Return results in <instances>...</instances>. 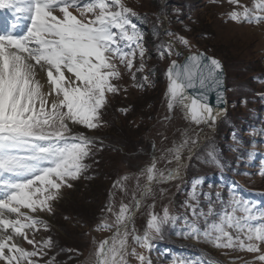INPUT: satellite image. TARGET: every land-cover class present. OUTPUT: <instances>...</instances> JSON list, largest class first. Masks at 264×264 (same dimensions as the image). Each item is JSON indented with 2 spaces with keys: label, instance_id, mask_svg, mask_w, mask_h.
I'll return each mask as SVG.
<instances>
[{
  "label": "snow or ice",
  "instance_id": "obj_1",
  "mask_svg": "<svg viewBox=\"0 0 264 264\" xmlns=\"http://www.w3.org/2000/svg\"><path fill=\"white\" fill-rule=\"evenodd\" d=\"M227 3L234 6L227 14L232 22L264 24V0H253L251 7L241 0ZM0 10L13 17L0 35V264H41L55 244L51 237L36 240L41 228L50 230L40 214L53 215L63 189L73 188V182L82 177L91 178L86 175L91 168L88 161H95L103 150L102 139L76 129L94 132L107 126L106 108L111 96L121 92L117 82L125 74L130 75L134 87L153 86L154 72L145 60L144 32L135 22L146 16L141 17L125 0H0ZM25 25V34L16 38L14 34ZM178 40L190 52L182 63L170 59L180 55L170 42L158 46L159 58L170 59L165 73L167 108L169 112L181 110L190 123L214 128L228 110L221 106L227 104L222 62L192 52L187 38L179 36ZM137 72L145 73L141 81H137ZM211 93L217 97L215 105L210 103ZM120 111L126 114L127 109ZM195 146L198 139L185 132L165 155L157 158L153 152L151 163L135 176L133 204L121 202L116 210L110 193L104 211L114 219L109 222L107 215L102 216L95 230L111 235L93 240L95 250L86 264H130V258L151 264L150 257L138 249L150 252L166 227L175 226L181 217L165 206L161 213L151 212L143 231L138 232L135 212L143 200L154 198L155 185L183 181V154L187 151L191 160ZM197 159L224 168L213 146ZM160 160L175 166L160 168ZM130 179L121 177L113 188L127 195ZM203 183L200 177L191 182L192 202H186L185 207L192 219L183 218L185 227L180 235L218 250L256 254L245 264H264V208L234 191L221 212L217 213L211 202L205 212L198 195ZM25 242L31 250L23 246ZM55 259L53 256L45 264H54Z\"/></svg>",
  "mask_w": 264,
  "mask_h": 264
},
{
  "label": "rangeland",
  "instance_id": "obj_2",
  "mask_svg": "<svg viewBox=\"0 0 264 264\" xmlns=\"http://www.w3.org/2000/svg\"><path fill=\"white\" fill-rule=\"evenodd\" d=\"M125 2L128 7L139 12L141 17L146 16V19L141 18L143 25L138 23V26L144 32V46L147 49L146 63L153 65L154 75L151 76L153 86H146L143 89L134 87L130 75L125 74L123 79L117 82L122 86L121 92L111 96V103L106 108L104 120L107 121V126L94 132L83 128L76 129L102 139L106 145H103L105 148L97 153L95 161L89 160L92 161L89 163L91 168L86 175L91 178L82 177L73 182V188L63 189V198L56 204L54 214L45 215L44 219L49 222L50 230L44 231L41 228L35 238L40 241L51 237L59 251L54 247L43 258L41 264H45L53 256L56 258L54 264H77V262L86 264L95 250L93 240L101 241L109 236L110 232L96 231L95 228L101 223L100 218L104 215L108 216L109 222L114 219L111 214L104 211L110 200V193L116 210L119 209L121 202L133 204L132 191L138 170L151 163L153 152L157 158L165 155L167 149L179 142L185 132L192 138L198 139V146H195L191 152L192 159H187L189 155L187 151L183 154L186 168L182 169V173L190 179L184 181L185 186L182 181H175L155 187L154 198L145 199L146 202L144 201L141 210L135 216V227L138 232L144 229L151 212L159 213L163 209V206L152 200L160 202L171 198L174 204L184 207L189 216L188 219L191 220V213L185 207V203L192 202L189 197L194 176L209 175L211 180L204 182L198 192L200 208L203 211L207 212L210 202L217 213L227 206L233 194L232 190L236 186L230 184L228 187L230 191L219 188V183L224 184V180L218 176L219 168L197 159V156H204L209 146L214 147L220 160L224 153L226 159L230 158L229 163L233 162L234 169H230V172L236 176L234 180L240 179L242 183L264 188V175H258L253 180L254 177L250 178L248 171L244 170L249 164L254 163V153L258 150L264 136L253 137L260 130L256 127L249 128L248 138L252 137V142L249 145H241L239 143L242 142L236 141L235 131L232 130L237 128L243 116L249 115L251 109L259 110L258 104H249L248 101L258 97L264 98V24L253 26L232 22L227 14L233 10L234 6L227 3V0H218L217 3H213L212 0H125ZM241 3L251 7L253 0H241ZM159 13L169 18L168 32L175 35L167 36L175 39L182 49L179 56L174 55L170 59L178 61L182 58V54L190 53L189 49L178 40L179 36H183L190 41L192 52L206 51L209 55L223 61L229 110L214 128L205 125L196 126L184 119L181 110L175 109L169 112L167 108L165 94L168 80L165 73L170 59L167 56L164 59L159 58L158 46L165 44L161 36L162 21ZM144 26L150 29L147 36ZM144 74L137 72V81H141ZM243 99H246V104L243 103ZM120 109H127L126 114ZM262 165L264 166V162ZM174 166V164H167L164 160L158 163L160 168ZM125 175L132 177L127 182V195L113 188L114 182ZM140 183L143 185L145 181L141 179ZM217 194H219V200H217ZM137 196L139 197V193ZM204 198L206 200H203ZM153 204L154 208L151 207ZM171 212L182 216V212L177 209H171ZM169 227L175 229L176 225ZM184 227L183 221H180L173 238L169 235L170 230L162 238L166 246L172 245L171 248H175V254L178 256L174 258V261H182L181 248L185 246L198 247V250L201 248L219 264H231V261H236V264H245V261H252L256 255L229 250H219L220 254H216L213 252L215 248L211 245L181 236L180 233ZM23 246L29 250L32 248L26 242ZM133 261L130 258V264H133ZM164 264L170 263L164 261Z\"/></svg>",
  "mask_w": 264,
  "mask_h": 264
},
{
  "label": "water",
  "instance_id": "obj_3",
  "mask_svg": "<svg viewBox=\"0 0 264 264\" xmlns=\"http://www.w3.org/2000/svg\"><path fill=\"white\" fill-rule=\"evenodd\" d=\"M163 21H164V25H163V32H165L166 31V29H167V25H168V22H167V20L166 19H163ZM202 53H205L207 56H210V57H214V56H211V55H209L208 53H206V52H204V51H201ZM190 53H188V54H185V55H183V58L180 60V61H178V62H183V60H184V58L186 57V56H188ZM214 58H216V57H214ZM216 59H218V58H216ZM219 60V59H218ZM221 61V60H220ZM222 62V61H221ZM222 65H223V62H222ZM223 71H224V76H225V82H224V85H223V88L227 91V85H226V73H225V68H224V65H223ZM225 91V97H227V92ZM216 99H217V97H216V95H215V93H211L210 94V103H212L213 105H215L216 104ZM227 100V99H226ZM222 107H224V106H226L227 107V104L226 105H221Z\"/></svg>",
  "mask_w": 264,
  "mask_h": 264
},
{
  "label": "bare ground",
  "instance_id": "obj_4",
  "mask_svg": "<svg viewBox=\"0 0 264 264\" xmlns=\"http://www.w3.org/2000/svg\"><path fill=\"white\" fill-rule=\"evenodd\" d=\"M226 115V114H225ZM224 115H222V116H220L219 118H218V121L217 122H219V120L221 119V117H223ZM42 217L44 216V214L43 213H41L40 214Z\"/></svg>",
  "mask_w": 264,
  "mask_h": 264
}]
</instances>
